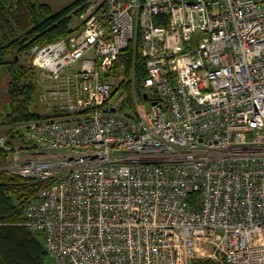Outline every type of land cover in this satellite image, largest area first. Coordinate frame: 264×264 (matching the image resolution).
Masks as SVG:
<instances>
[{
	"label": "built area",
	"instance_id": "built-area-1",
	"mask_svg": "<svg viewBox=\"0 0 264 264\" xmlns=\"http://www.w3.org/2000/svg\"><path fill=\"white\" fill-rule=\"evenodd\" d=\"M80 17L30 52L46 116L19 145L0 134V168L38 184L24 224L55 264H264V0H87ZM138 36L131 119L110 72Z\"/></svg>",
	"mask_w": 264,
	"mask_h": 264
},
{
	"label": "trees",
	"instance_id": "trees-1",
	"mask_svg": "<svg viewBox=\"0 0 264 264\" xmlns=\"http://www.w3.org/2000/svg\"><path fill=\"white\" fill-rule=\"evenodd\" d=\"M86 1L75 0L54 12L49 4L39 0H0V81L7 85L4 93L8 99L2 102L0 98L4 106L0 109V128H5L0 134H9V145L22 143L23 131L15 128L17 124L46 116L31 109L35 99L38 100L35 84L37 70L30 61L32 48L79 31L82 23L80 15ZM136 42V46L131 43L121 53L110 72L115 78L121 74L125 78L115 90V93L120 90L118 95L124 96L117 112H125L131 119L135 118L132 113L133 95L139 103L146 102L139 83L146 74L139 36ZM131 82L135 84L134 89ZM154 93H150V98H155ZM8 157V151L0 150V163ZM37 189L38 184L0 170V264H43L47 250L35 232L24 224L25 221L20 223L16 219L24 216L23 206ZM12 196L16 197L17 204L12 203ZM200 261L193 264H202ZM204 264L215 263L208 260Z\"/></svg>",
	"mask_w": 264,
	"mask_h": 264
},
{
	"label": "rangeland",
	"instance_id": "rangeland-1",
	"mask_svg": "<svg viewBox=\"0 0 264 264\" xmlns=\"http://www.w3.org/2000/svg\"><path fill=\"white\" fill-rule=\"evenodd\" d=\"M46 1H48V2H50L51 4H52V7H53V9L54 10H58L59 8H61V7H63V6H66V5H68V4H70V3H72L73 1H75V0H46ZM80 20H81V17H80ZM80 21H77V23H79ZM132 83V82H131ZM35 84H36V87H37V82H36V80H35ZM6 84L5 83H3V82H1L0 81V98L3 100L2 102H7V96H6V94L4 93V90L6 89ZM134 86H135V84L134 83H132V89H134ZM119 92H120V90L116 93V95H115V97L119 94ZM123 96V95H122ZM124 97V96H123ZM8 104V103H7ZM2 103H0V109H4V106L2 107ZM31 109L33 110V111H35V112H37V113H39V114H42L43 113V111H44V107H43V105L38 101V100H36L35 99V101L33 102V104H32V106H31ZM1 111V110H0ZM0 116H1V114H0ZM43 116H45V115H43ZM28 122V121H27ZM4 127V126H3ZM3 127H1L0 128V131H2V130H4L5 128H3ZM0 170L1 171H5V172H8V171H6L5 169H3V168H0ZM12 198V203L13 204H17V199H16V197L15 196H12L11 197ZM16 219H18V221L20 222V223H22V222H24L25 221V217L23 216V215H20V216H18V217H16ZM35 235L37 236V238L41 241V243H42V245L44 244L43 243V235H42V233H39V232H35ZM208 260H210V259H201V263L202 264H204L206 261H208ZM42 261H43V264H55L54 262H53V260L51 259V257H50V255H49V253H48V251H47V255H46V257H43V259H42ZM211 261H213V260H211ZM215 264H219V263H216L215 261H213Z\"/></svg>",
	"mask_w": 264,
	"mask_h": 264
},
{
	"label": "crops",
	"instance_id": "crops-1",
	"mask_svg": "<svg viewBox=\"0 0 264 264\" xmlns=\"http://www.w3.org/2000/svg\"><path fill=\"white\" fill-rule=\"evenodd\" d=\"M39 1H41V2H43V3H47V4H49L54 12H58V11L62 10L64 7L67 6V5H66V6H63V7L59 8V9L56 11V10L53 9L52 4H51L50 2H48V1H46V0H39ZM68 5H69V4H68Z\"/></svg>",
	"mask_w": 264,
	"mask_h": 264
},
{
	"label": "water",
	"instance_id": "water-1",
	"mask_svg": "<svg viewBox=\"0 0 264 264\" xmlns=\"http://www.w3.org/2000/svg\"><path fill=\"white\" fill-rule=\"evenodd\" d=\"M16 58H17V57H16ZM142 95L144 96V99L148 98V95H147L146 92H144ZM153 103H155V102H153Z\"/></svg>",
	"mask_w": 264,
	"mask_h": 264
}]
</instances>
